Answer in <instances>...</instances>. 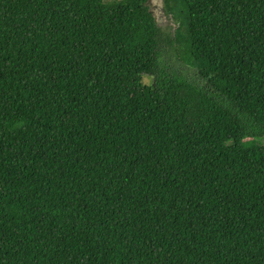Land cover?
Segmentation results:
<instances>
[{"label": "trees", "instance_id": "16d2710c", "mask_svg": "<svg viewBox=\"0 0 264 264\" xmlns=\"http://www.w3.org/2000/svg\"><path fill=\"white\" fill-rule=\"evenodd\" d=\"M0 0V264H264V0Z\"/></svg>", "mask_w": 264, "mask_h": 264}, {"label": "rangeland", "instance_id": "374dc122", "mask_svg": "<svg viewBox=\"0 0 264 264\" xmlns=\"http://www.w3.org/2000/svg\"><path fill=\"white\" fill-rule=\"evenodd\" d=\"M149 4L151 6V10L154 12L155 15H157L163 30L165 32L169 31L170 28L174 30L176 24L170 21V19L165 15L164 0H150Z\"/></svg>", "mask_w": 264, "mask_h": 264}]
</instances>
